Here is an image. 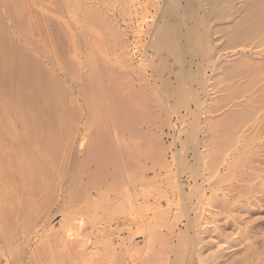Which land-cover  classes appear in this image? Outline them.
<instances>
[{
    "label": "bare ground",
    "instance_id": "bare-ground-1",
    "mask_svg": "<svg viewBox=\"0 0 264 264\" xmlns=\"http://www.w3.org/2000/svg\"><path fill=\"white\" fill-rule=\"evenodd\" d=\"M11 1L16 5L18 0ZM47 1L20 0L18 10L10 5L13 24L0 49V102L9 115L14 143L7 138L8 147L6 142L3 147L8 152L1 153L7 155V163L16 155L20 167L26 162L29 167L38 165L43 156L53 155L51 174L57 195L75 204L71 211L92 212L95 217L104 212L111 217L116 209L126 207L123 185L128 182L140 192L171 169L162 130L168 126L173 130L169 117L181 115L171 106L180 105L194 115L201 98L209 97L206 81L214 74L225 77L244 60V51L216 53L213 35L218 32L226 39L241 40L264 21V0H153V19L144 23L142 31L132 26L137 9L126 0H73L82 15L69 22L49 17L45 7L52 3ZM3 2L7 0H0L1 9ZM195 84L204 88L202 94H191ZM61 149L64 153L59 154ZM199 152L192 151L193 164L203 157ZM10 154L15 155L9 158ZM22 167L17 168L23 172ZM65 214L69 215L66 210ZM93 256L101 262L97 254Z\"/></svg>",
    "mask_w": 264,
    "mask_h": 264
},
{
    "label": "rangeland",
    "instance_id": "rangeland-1",
    "mask_svg": "<svg viewBox=\"0 0 264 264\" xmlns=\"http://www.w3.org/2000/svg\"><path fill=\"white\" fill-rule=\"evenodd\" d=\"M9 1V7L7 0L0 8V49L13 24L12 7L18 10L22 6V2L17 5L20 0H15L16 5ZM57 1H47L52 3L45 7L49 17L67 22L81 19L82 13L73 0ZM125 2L137 9L132 26L144 30V23L153 19L154 1ZM111 14L115 17V12ZM214 22L216 29L219 21ZM213 36L216 53L244 51V60L225 77L214 74L206 81L209 97L201 98L196 115L187 114L180 105L171 106L181 115L179 119L173 114L169 117V123L175 125L173 130L169 126L162 130V143L170 148L165 158L171 168L165 172L169 179H158L162 184L155 182L156 187L152 184L153 188H142L140 192L127 182L122 186L125 202L120 200L126 207L116 209L111 217L104 212L95 217L90 216L92 212L83 215L71 211L75 204L63 202L57 195L51 174L55 158L49 153L38 160V165L29 167L26 162L21 166L28 175L18 169L22 162L17 163L15 154L16 163L14 158L8 159V163L13 161L7 168L8 157L1 152H8L3 146L8 147V140L14 136L9 133V115L0 102V264H264V21L241 40L226 39L218 32ZM201 87L192 85L191 94H202ZM63 138L61 148L65 151ZM62 149L59 154L64 153ZM198 150L204 158L199 156L193 164L191 153ZM65 210L69 215L63 216ZM96 254L100 263L91 257Z\"/></svg>",
    "mask_w": 264,
    "mask_h": 264
}]
</instances>
